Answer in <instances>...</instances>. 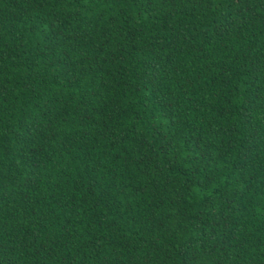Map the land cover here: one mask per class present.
<instances>
[{
	"label": "trees",
	"instance_id": "1",
	"mask_svg": "<svg viewBox=\"0 0 264 264\" xmlns=\"http://www.w3.org/2000/svg\"><path fill=\"white\" fill-rule=\"evenodd\" d=\"M0 264H264V0H0Z\"/></svg>",
	"mask_w": 264,
	"mask_h": 264
}]
</instances>
